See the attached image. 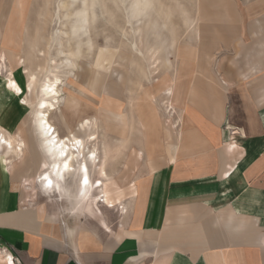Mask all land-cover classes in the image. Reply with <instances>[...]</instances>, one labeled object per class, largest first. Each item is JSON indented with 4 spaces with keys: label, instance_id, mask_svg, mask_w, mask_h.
Segmentation results:
<instances>
[{
    "label": "crops",
    "instance_id": "crops-1",
    "mask_svg": "<svg viewBox=\"0 0 264 264\" xmlns=\"http://www.w3.org/2000/svg\"><path fill=\"white\" fill-rule=\"evenodd\" d=\"M25 7V0L14 1L9 23L13 30L3 31V38H18ZM196 11L187 85L179 102L173 104L172 94L165 105L168 115L179 114L178 120L163 122L156 142L150 138L137 149L144 168L127 181L116 177L110 139L105 152L99 151L98 137L90 142L97 148L96 164L88 156V132L98 117L95 111L89 115L81 83L78 97L64 99L74 102L64 106L71 119L64 123L65 134L57 133L58 140L68 133L71 139L74 133L85 145L82 156L75 157L72 150V171L51 172L52 164L61 160L44 150L31 112V142L22 136L24 126L15 134L0 126L13 144H23L8 160L15 157L22 163L26 154L32 160L21 178L6 172L13 170L12 162L0 172V248L6 249L0 250V264L9 263L8 254L17 264H264V0H199ZM0 53L4 54L2 49ZM19 58L18 67L26 60ZM113 64L94 62L95 77ZM5 88L6 97L21 105ZM164 95H170L169 88ZM108 109L104 105L99 111L107 114L108 130L110 122L126 125L127 111ZM150 120L159 124L158 117ZM85 121L86 130L81 127ZM76 164L79 179L70 187L66 176L75 172ZM83 165L91 168V183L105 184L109 179L120 188L111 207L84 200L87 185H79ZM45 174L53 186L45 184ZM38 188L44 196L54 197L45 205L53 213L45 215L42 206L32 202Z\"/></svg>",
    "mask_w": 264,
    "mask_h": 264
},
{
    "label": "rangeland",
    "instance_id": "rangeland-1",
    "mask_svg": "<svg viewBox=\"0 0 264 264\" xmlns=\"http://www.w3.org/2000/svg\"><path fill=\"white\" fill-rule=\"evenodd\" d=\"M14 1L0 0V49L5 55L2 76L5 77L6 71L12 68V76L24 86L26 78L22 68L15 66L21 59L19 57H24L29 60L30 71L26 66L25 69L35 73L40 82L59 79L61 100L49 113V121L61 135L65 134V124L71 119V111L64 112V106L70 107L74 103L64 99L66 95L78 97L79 83L84 85L89 101L88 113L91 116L90 113L95 111L98 117L88 134L98 137L100 152H104L105 141L110 139L116 177L127 181L126 177L144 168L143 161L136 156L137 149L150 138L156 142L157 132H162L164 128L163 122L172 124L178 120L179 114L168 115L165 105L170 104L172 94L176 98L173 104L179 102L187 85L185 77L188 76V64L193 57L197 21L195 11L199 8V0H25L18 38L14 36L10 39L7 35L5 39L2 37L5 35L3 31L8 28V31L13 30L9 23L14 19ZM30 44L34 46V53L29 52ZM94 62L103 66L115 64L106 71L99 70L101 75L95 77L97 69ZM168 88L170 95H164ZM27 98L34 101V95H27ZM110 100L121 108L109 106ZM18 103L12 96L6 97L4 80L0 77V126L10 134H15L24 126L22 136L25 141L31 142V108ZM104 105L115 113L127 111L126 125L110 122L108 130L105 127L107 114L99 112ZM138 115L144 116L141 119ZM150 117L156 120L158 117L159 124H153ZM142 126L143 129H140ZM67 137L69 133L60 138ZM125 137L128 142L124 141ZM93 145L95 142H86L88 149L92 150ZM27 156L22 163L15 157L6 161L10 156H4L0 148V172L8 169L9 162H12L13 170L9 168L6 172L13 178H21L27 166L32 165V160ZM77 169L78 164L75 165V172L66 176L65 182L70 187L79 179ZM90 169L87 168L88 174ZM92 169L95 172V167ZM105 181L103 191L106 202L103 193L98 192L100 190H93L89 196L96 197L97 206L105 204L111 207L116 190H121L111 180ZM112 187L114 191H111ZM80 190L77 196H80ZM53 198L44 196L43 189L38 188L32 202L42 206L47 215L53 210L45 207L46 202Z\"/></svg>",
    "mask_w": 264,
    "mask_h": 264
},
{
    "label": "bare ground",
    "instance_id": "bare-ground-1",
    "mask_svg": "<svg viewBox=\"0 0 264 264\" xmlns=\"http://www.w3.org/2000/svg\"><path fill=\"white\" fill-rule=\"evenodd\" d=\"M4 59H5L4 55L0 54V77L4 79L5 85L9 90V92L13 93V95L20 100V104L31 108L35 130L37 132L38 138L42 140V146L46 151V153L53 154L54 152L53 154L54 157L61 160L52 164L50 168L51 172L52 173L55 172L57 175H59L62 174L64 171L67 172L72 171L73 169L72 159L74 158L73 156L74 152L72 150H76L77 156L75 157L82 156L80 154L84 153L85 145L79 138H76L75 136H71V139H69L70 137H67L64 140L63 139L58 140L57 131L49 121V113L56 108V105H58L61 100V95L59 92V84L61 83L60 80L55 79L54 81H49L48 79H46L40 82L38 80V76L35 73H29L28 70L25 69L26 61L22 59L19 61V64L20 67L22 68V73L26 75V82L24 84V87H21V85L13 78L12 76L13 74L10 68L8 69V71H6L7 72L6 76L5 77L2 76ZM66 62L70 66L72 65L71 62L69 61ZM27 95H34V101L32 102L29 101ZM87 124L89 125V123L85 121L84 123L81 124V127H83L84 129L85 125ZM86 129L87 128L85 127V130ZM93 135L94 134L88 136L87 140L89 142H93L95 140L96 137ZM76 141H79L80 143L77 144ZM21 146L23 147L21 141L16 144H13L10 137L6 133L0 130V148L2 149L4 156L9 157L11 154L15 153L16 150L20 151ZM96 149L87 152L88 156L93 159V162H95V164L97 163L96 156L98 155V153L96 154L97 151ZM7 160L8 158L6 159V161ZM65 164H67V168H65ZM84 169L85 166L83 165V167H81L80 169L81 171V178L79 181L80 188H82V186L84 185L83 183V178L85 175ZM99 172L101 173L102 176L104 175L103 165L99 166ZM44 177H47V179H45V184H47L48 175L45 174ZM87 178H88V183L86 184L87 188H85L84 191L82 192V194L84 195L83 198L84 200L87 201V204L89 205L90 203H93L97 205L95 199L96 197L92 198L88 195V191L93 189L94 187L95 190H102L101 192L103 193L102 197H104V201H105L106 195L104 194L103 191L105 184H102L98 180L97 182L91 183L88 173H87ZM50 186H53V183H51ZM90 194H92V192H90ZM7 259L8 260H6V262L8 261L9 262L8 264H14L11 254H8Z\"/></svg>",
    "mask_w": 264,
    "mask_h": 264
},
{
    "label": "snow or ice",
    "instance_id": "snow-or-ice-1",
    "mask_svg": "<svg viewBox=\"0 0 264 264\" xmlns=\"http://www.w3.org/2000/svg\"><path fill=\"white\" fill-rule=\"evenodd\" d=\"M76 143L79 144L80 142L79 141H76ZM65 168H67V164H65ZM84 172H85V175H84V178H83V183L84 184H87L88 183L87 168L84 169ZM45 179H47V177H45ZM48 183H49V185H51L52 181L51 180H48Z\"/></svg>",
    "mask_w": 264,
    "mask_h": 264
},
{
    "label": "built area",
    "instance_id": "built-area-1",
    "mask_svg": "<svg viewBox=\"0 0 264 264\" xmlns=\"http://www.w3.org/2000/svg\"><path fill=\"white\" fill-rule=\"evenodd\" d=\"M13 262L15 263V260ZM15 264H17V263H15Z\"/></svg>",
    "mask_w": 264,
    "mask_h": 264
}]
</instances>
